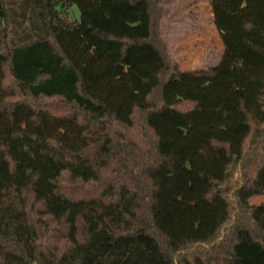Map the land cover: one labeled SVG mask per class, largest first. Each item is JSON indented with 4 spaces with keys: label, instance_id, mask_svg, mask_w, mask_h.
<instances>
[{
    "label": "trees",
    "instance_id": "1",
    "mask_svg": "<svg viewBox=\"0 0 264 264\" xmlns=\"http://www.w3.org/2000/svg\"><path fill=\"white\" fill-rule=\"evenodd\" d=\"M167 1L0 0V124L91 139L0 141V264H264V0H210L223 54L185 72Z\"/></svg>",
    "mask_w": 264,
    "mask_h": 264
},
{
    "label": "rangeland",
    "instance_id": "2",
    "mask_svg": "<svg viewBox=\"0 0 264 264\" xmlns=\"http://www.w3.org/2000/svg\"><path fill=\"white\" fill-rule=\"evenodd\" d=\"M163 8L167 16L162 21L161 35L181 71L215 66L224 48L214 26L210 0H169ZM73 13L79 19L77 8ZM33 115L29 106L16 109L11 119L5 118L0 124V141L17 131H23L40 140L53 138L61 148L78 150L91 140L82 134L83 129L73 120L42 113L39 121H36ZM241 199L249 206L264 209V191L243 193Z\"/></svg>",
    "mask_w": 264,
    "mask_h": 264
},
{
    "label": "crops",
    "instance_id": "3",
    "mask_svg": "<svg viewBox=\"0 0 264 264\" xmlns=\"http://www.w3.org/2000/svg\"><path fill=\"white\" fill-rule=\"evenodd\" d=\"M213 15V14H212Z\"/></svg>",
    "mask_w": 264,
    "mask_h": 264
}]
</instances>
